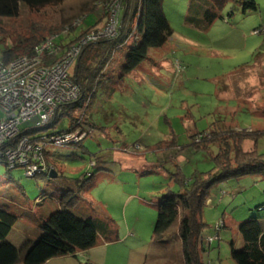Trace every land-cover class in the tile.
<instances>
[{
	"label": "rangeland",
	"instance_id": "obj_1",
	"mask_svg": "<svg viewBox=\"0 0 264 264\" xmlns=\"http://www.w3.org/2000/svg\"><path fill=\"white\" fill-rule=\"evenodd\" d=\"M256 1L257 10L244 12L239 0H232L223 11L225 19H218L206 30L187 24L191 0H164L173 34L165 45L149 51L132 71L135 78L128 75L112 91L107 89L109 81H103L88 117L104 129L86 133L84 146L89 153L71 145L57 149L58 168L67 178H80L95 157L112 166L116 178L124 181L98 177L85 193V201H74L73 210L81 211L88 207L87 202L93 203L103 214L110 213L122 236L131 234V229L139 230L147 242L144 246L150 249L158 217L154 203L171 183L170 175L181 170L192 180L195 173L210 171L214 166L212 153L219 151L218 145L197 149L191 136L193 129L205 131L222 120L238 130L264 131V0ZM101 6L98 0H65L40 10L21 4L17 16H0V60L4 50L21 38L42 40L61 33L69 23L77 25L69 35L74 39L102 14ZM106 17L98 23L105 22ZM135 40L136 36H131L129 43ZM124 59L119 48L111 57L109 72L114 70L115 74ZM177 61L182 64L180 70ZM76 66L71 70L73 75ZM158 69L159 74L151 71ZM70 123V118L64 117L61 128H68ZM255 145L264 153V134L246 140L244 148L249 150ZM62 181V177L51 176L36 180L25 176L22 168L9 170L0 162V200L12 202L21 215L8 241L21 247L27 239H37L40 217L49 215L50 207H54L50 198L42 197ZM73 186L76 188L77 183ZM173 188L177 190L178 186ZM133 193V199H127ZM139 197L145 202L141 203ZM253 217L264 222V177L247 175L217 183L203 209L207 223L203 235L208 248L205 261L237 264L232 242L237 248L244 243L239 226ZM177 224L167 233L163 250L155 249L149 264H182ZM156 252L163 258L155 256Z\"/></svg>",
	"mask_w": 264,
	"mask_h": 264
},
{
	"label": "trees",
	"instance_id": "obj_2",
	"mask_svg": "<svg viewBox=\"0 0 264 264\" xmlns=\"http://www.w3.org/2000/svg\"><path fill=\"white\" fill-rule=\"evenodd\" d=\"M64 1L0 0V16H17L21 4L40 10L59 5ZM98 1L102 3L101 9L103 10L99 15L102 18L104 15L107 16V20L104 22L106 24L110 16L106 5L111 0ZM231 1L191 0L186 22L207 30L218 19H225L223 11ZM163 2L164 0H125L126 10L121 16L117 34L89 43L77 61L72 78L81 87L82 92L79 98L62 104L47 123L30 126L25 130L39 138V136H53L65 131L80 130L82 133H89L95 128H103L88 117L91 104L103 81L106 79L109 81L107 89L112 91V88H116V85L120 84L127 74L136 69L148 57L151 49L165 45L173 34V28L165 14ZM239 2L244 12L259 8L256 0H239ZM93 7L94 11L95 6ZM91 14L89 13L87 16ZM232 15L233 13H230V16ZM76 26L69 23L61 33L56 32L52 35H61L58 40L61 43H65L64 40L68 38L67 45L64 44V47H68L93 29V27H89L82 30L74 36V39H71L69 35L72 31L75 32ZM131 36H136L133 44L129 43ZM42 40L34 38L29 41L21 38L10 48L4 50L2 60L8 62L20 56V53L32 55L35 47ZM119 48L123 50L125 59L123 63L122 61L119 63L115 75L112 74L114 70L109 72V65L111 57ZM114 79L116 80L114 81ZM66 116L71 120L70 126L61 128L62 120ZM221 121L218 120L217 124L215 123L205 131H198L195 128L191 134L193 145L199 150H206L212 144L218 145L219 151L212 153L213 168L207 172L195 173L192 180H189L181 170L171 174V183L157 196L155 201L158 209L153 235L155 249L163 250L167 233L178 223L175 231L178 238L181 239L182 264H208L204 257L208 248L203 235L207 226L203 218V209L209 199L211 189L219 182L247 175L264 177V153L259 152L256 145L249 150L244 148L246 140H256L257 136L264 134V131L238 130L237 126L226 125L228 123ZM85 138L87 136L70 145L81 148L84 153H89V149L84 146ZM53 149L57 148L50 147L45 150V158L52 171H56L59 169L57 164L60 161L52 159ZM102 162L100 158H91L86 171L80 178L74 179L77 183L76 190L72 188L65 192L60 191V193L53 190L45 192L43 200L57 198L62 205L47 217L40 218L39 238L36 240L27 239L21 247L7 240V236L21 216L20 212L12 202L0 200V264H18L21 261L23 264H45L54 257L75 254L77 251L94 247L98 243L100 234L104 235L108 241L117 240L119 231L113 223L114 219L108 217L99 220L94 216L80 217L78 211L71 207L74 201L81 198L80 194L93 184L98 172L103 170L105 164ZM6 166L11 170L7 164ZM50 173L38 174L33 178L36 180L46 179ZM176 185L178 186L177 190L173 188ZM239 232L244 243L237 248L232 242V256L236 263L264 264V222L259 217H253L240 224ZM155 256L162 257L157 252ZM159 262L156 261L154 264H159ZM160 264L174 263L165 261Z\"/></svg>",
	"mask_w": 264,
	"mask_h": 264
},
{
	"label": "built area",
	"instance_id": "obj_3",
	"mask_svg": "<svg viewBox=\"0 0 264 264\" xmlns=\"http://www.w3.org/2000/svg\"><path fill=\"white\" fill-rule=\"evenodd\" d=\"M106 9L110 12L107 23L68 47H64L67 42H58L61 35H51L35 47L32 55H20L8 62L0 60V161L11 169L22 168L24 175L31 178L52 172L45 150L86 137L87 132L76 130L37 138L25 128L47 123L62 104L79 98L82 90L71 70L89 43L117 34L125 0H111ZM176 63L180 70L181 62Z\"/></svg>",
	"mask_w": 264,
	"mask_h": 264
},
{
	"label": "crops",
	"instance_id": "obj_4",
	"mask_svg": "<svg viewBox=\"0 0 264 264\" xmlns=\"http://www.w3.org/2000/svg\"><path fill=\"white\" fill-rule=\"evenodd\" d=\"M96 18L97 19L95 20V22L92 25H90L89 27L95 28L98 26L97 28H99L101 25L104 24L103 23L104 21H101L100 23H98L100 19L104 20L101 17V15L97 16ZM89 27H87V28H89ZM160 68H163V65H161ZM159 69L154 71V72H153V70H151V71L154 74H159L160 73ZM169 69H171V68H169ZM145 72H147V74H150L149 71H147V69H145ZM130 74L135 78V75H133L132 72L127 74L126 77H128V75L130 76ZM136 76H137V74H136ZM126 77L124 78V80L121 83H123L125 81ZM193 131H194V129H193ZM57 149H53L54 154L52 155V159L55 158L56 160L60 161V155L58 154ZM104 166L105 167L103 168V170L98 172V174L95 176L93 183L96 182V180L99 179L98 177H101V176H110L107 178L111 179L112 181H114L116 183L117 182L124 183L123 180L116 178V176H115L116 174H115V171L113 170L112 166L111 167L108 165H104ZM53 171L55 173H57V177H62L63 181L59 185L53 186V188L50 191L53 190L54 192L60 193V191L65 192V191L70 190L72 188H73V190H76L77 187L75 188L73 186V184L76 183L75 180L71 179V178H67L64 175L63 170L61 168L56 169V171L55 170H53ZM50 175H51V173H50ZM102 178H105V177H102ZM92 186H93V184L90 185L88 188H86L85 192L83 191L82 194H80V197L83 198V201H85V197H84L85 193L88 190H90ZM134 196H135L134 193L129 194L127 196V199L131 200V199H133ZM138 199L141 203L145 202L144 199L141 197H139ZM50 200L54 206V207H50L51 212H53L56 209L61 207L62 204L60 203V200H58L57 198L56 199L53 198ZM87 203H89V205H88L89 208L88 207L83 208L81 211H78L80 217L94 216L95 218H99V220H103V219L108 218V217L113 218V217H111V215L109 216L110 213L109 214H103L102 212H100L93 205V203H90V202H87ZM156 208H157V205H156ZM47 216L48 215H42L40 218H44ZM38 227L40 230L38 231L37 239L39 238L40 231H41L40 226H38ZM131 230H132V232L129 235L125 234L124 236H122L121 233H119V238L115 241H108L107 239H105L104 235L100 234L99 238H98V243L94 247H92L88 250L77 251L75 254L62 255V256L54 257V258L50 259L49 261H47L45 264H52L56 261H58L59 264H149L150 257L152 256V254L155 251L154 239L152 242V247L149 249L147 246L146 247L144 246V245H146L147 242L145 243L144 240L140 237L139 230H135V229H131ZM142 246L144 248H142ZM151 249H152V252H151ZM59 260H62V261H59Z\"/></svg>",
	"mask_w": 264,
	"mask_h": 264
},
{
	"label": "water",
	"instance_id": "obj_5",
	"mask_svg": "<svg viewBox=\"0 0 264 264\" xmlns=\"http://www.w3.org/2000/svg\"><path fill=\"white\" fill-rule=\"evenodd\" d=\"M50 176L53 177V178H55V177H57V173H55L54 171H52Z\"/></svg>",
	"mask_w": 264,
	"mask_h": 264
}]
</instances>
